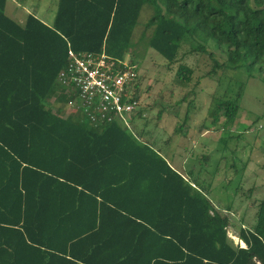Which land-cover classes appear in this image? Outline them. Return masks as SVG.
<instances>
[{"label": "trees", "instance_id": "1", "mask_svg": "<svg viewBox=\"0 0 264 264\" xmlns=\"http://www.w3.org/2000/svg\"><path fill=\"white\" fill-rule=\"evenodd\" d=\"M8 1L0 0V264H264V197L254 224L240 228L245 246H235L230 208L144 140L150 132L92 127L50 104L70 47L143 58L135 48L145 9L146 44L170 64L201 52L213 61L209 76L243 66L264 73V0H59L52 25L33 13L14 19ZM177 74L187 85L195 69L181 63ZM244 85L215 98L214 124L221 112L234 124Z\"/></svg>", "mask_w": 264, "mask_h": 264}, {"label": "rangeland", "instance_id": "2", "mask_svg": "<svg viewBox=\"0 0 264 264\" xmlns=\"http://www.w3.org/2000/svg\"><path fill=\"white\" fill-rule=\"evenodd\" d=\"M58 2L9 0L6 11L14 19L23 21L33 13L52 25ZM150 12V9L142 12L136 29L135 51L143 56L136 59L140 62L139 74L146 88V117L138 122L137 132H150V138L143 139L156 141L158 148L165 147L166 154L180 142L185 146L188 139L191 140V164L199 170L205 162L201 178L205 184L215 179L213 201L224 210L230 208L223 212L231 219L230 239L235 246H245L238 237L240 228L243 223L254 224L258 205L264 197V73L258 69L247 71L243 66L238 71L220 69L216 77L209 76L213 61L201 52L187 53L182 62L170 64L146 44L152 33V29L147 28ZM214 43L211 41L212 50L221 61L225 60V54L214 48ZM190 49V44H185L182 53ZM181 63L195 69L190 84L179 81L177 71ZM250 73L254 75L250 77ZM242 82L245 85L238 118L228 127L221 112L220 121L214 124L215 98L235 96ZM182 127L191 128L189 137L184 136ZM203 133L212 140L201 141L198 136ZM176 150L181 152V148ZM204 155L209 156L207 160H203Z\"/></svg>", "mask_w": 264, "mask_h": 264}, {"label": "built area", "instance_id": "3", "mask_svg": "<svg viewBox=\"0 0 264 264\" xmlns=\"http://www.w3.org/2000/svg\"><path fill=\"white\" fill-rule=\"evenodd\" d=\"M140 62L128 52L124 58L102 52L69 48L68 60L57 77L59 96L50 104L64 118L80 115L90 126L119 124L137 135L138 122L146 117V88ZM57 113V112H56Z\"/></svg>", "mask_w": 264, "mask_h": 264}, {"label": "crops", "instance_id": "4", "mask_svg": "<svg viewBox=\"0 0 264 264\" xmlns=\"http://www.w3.org/2000/svg\"><path fill=\"white\" fill-rule=\"evenodd\" d=\"M14 16L17 18V15L16 14H14ZM19 19V18H18ZM17 19V20H18ZM20 22H24L23 20H19ZM191 129V128H190ZM190 129L189 128H187V129H185L184 127H183V131H184V133H185V135L184 136H187L188 135V133H189V131H190ZM201 136V137H200ZM200 136H198V138L202 141H204V139L206 138H208V136H206V135H204V133L202 134V135H200ZM188 137H189V135H188ZM208 139H210V140H212V138H208ZM179 143V142H178ZM180 143H182V142H180ZM177 144V146H176V148L178 147V149H180L181 148V152H178L177 150H176V148H171V149H169V152H168V156H169V158H170V160H171V162L174 164V166H176L178 169H180L181 171H183V172H185V173H190V171L192 170L193 172H194V174H195V176H201L202 177V173H203V167L202 166H204V163L205 162H203V164H202V166H201V168L199 169V170H197V167L195 166V165H192L191 164V162H190V157L192 156V152H193V146L191 145V140L190 139H188V141H187V143H186V145L185 146H183L182 144ZM163 148H165V147H163ZM164 150V153L166 154V150L165 149H163ZM184 152H186V153H184ZM191 152V153H190ZM208 157L209 156H207V155H204L203 156V160H207L208 159ZM204 180V179H203ZM205 181V180H204ZM213 182V184H211ZM206 184H209L210 185V189H211V193H210V196H211V194H212V192H213V189H214V187H215V179H210L209 180V183H207L206 182ZM223 184H225V182L223 183Z\"/></svg>", "mask_w": 264, "mask_h": 264}]
</instances>
